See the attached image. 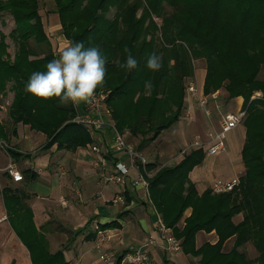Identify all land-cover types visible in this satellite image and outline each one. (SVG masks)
<instances>
[{"label":"trees","instance_id":"obj_1","mask_svg":"<svg viewBox=\"0 0 264 264\" xmlns=\"http://www.w3.org/2000/svg\"><path fill=\"white\" fill-rule=\"evenodd\" d=\"M54 2L70 42L100 48L107 73L105 83L96 91L108 92L106 104L112 119L119 131L139 139L135 144L138 151L181 119L186 83L195 75L193 59L206 61V95L224 88L228 99L244 97L241 155L245 172L239 186L219 194L207 188L200 194L190 172L203 162L206 152L194 148L173 164L150 161L147 167L154 173L149 189L164 222L181 240L183 251L202 256L199 264H264V79L259 78L264 65V0ZM167 4L173 12L166 13ZM2 11L16 21L9 34L18 41L13 57L7 35L0 30V94L6 93L12 81L15 96L9 114L14 124L23 123L43 132L46 148L57 143L58 147L74 149L94 142L87 129L73 120L78 114L73 103L61 104L55 97L44 100L25 91L31 73L46 71L47 63L57 58L40 14V0H0ZM155 17L162 19L161 26ZM125 48L138 61L133 70L119 67L126 60ZM153 52L162 57L159 71L146 67ZM148 81L153 85L150 95H146ZM255 91H261L262 96L253 98ZM8 134L0 120V142L6 141ZM5 149L13 159L22 155L9 145ZM4 197L12 217L24 214L28 218L13 227L30 249L33 264H70L63 249L54 253L49 250L48 240L39 233L24 203L27 195L5 188ZM190 207L192 212L180 229L179 221ZM240 213L244 217L236 222L234 218ZM201 230L215 231L217 242L207 241L197 247L196 235ZM233 236L234 245L226 250L225 243ZM248 241L258 252L254 258L239 250Z\"/></svg>","mask_w":264,"mask_h":264},{"label":"crops","instance_id":"obj_2","mask_svg":"<svg viewBox=\"0 0 264 264\" xmlns=\"http://www.w3.org/2000/svg\"><path fill=\"white\" fill-rule=\"evenodd\" d=\"M54 8L55 2L52 3L50 12L42 13L40 6V14L58 58L60 49L70 40L65 35L60 16ZM203 73V76L199 74L196 82L200 93L206 95L203 91L206 71ZM219 92L220 99L206 95L209 96L208 107L212 109L210 117H207L199 107L196 99L186 100L184 111L191 109L196 121L198 115L202 114L205 121L202 118L201 120L204 124L210 125L206 133L198 132L194 138L197 135H201L203 139L207 138L209 131L220 128L221 120L219 121L218 117L222 118V114L243 109V96L228 99L225 89ZM260 94L261 91H255L252 97H259ZM74 105L78 113L83 111L84 103ZM0 120L9 132L6 142L22 155L13 159L6 149L3 150L12 158L11 163L24 175L22 181H14L9 173H0V264H33L30 249L19 236V231L14 228L15 225L21 226L28 218L24 214L12 217L4 200L5 188L27 195L24 203L33 215L39 233L48 240L49 250L54 253L63 249L70 264H102L99 259L100 250L97 247L100 238H104L102 251L114 253L117 257L144 246L150 255L149 264H199L201 255L187 254L183 250L172 253L164 250L162 235L155 226L156 213L159 211L153 202L150 189L147 192L143 188H136L129 181L125 187L102 182L97 164L101 156L91 150L90 144L93 142L74 149L58 147L57 143L46 148L47 137L43 132L19 123L15 125L17 131L14 133V129L11 128L14 122L11 116L6 118L3 111H0ZM186 130L187 126L183 127V136ZM92 137L94 141L96 139L102 142L101 137L95 138L93 135ZM104 138V145H109L111 143L109 135H104ZM244 141L240 142L239 151L242 150ZM237 147L234 140H227V149L218 154L209 155L204 149L205 159L190 172V179L200 194L210 188L217 179H232L245 172L242 155L239 159ZM222 154H225V157ZM216 155H222L223 159L217 160ZM181 159L182 156L177 161ZM118 160L130 163L125 153L112 151L108 157V168L112 170V166ZM9 163L0 162V167H5ZM27 169L30 171L23 172ZM231 170L232 172H229ZM136 175L137 170L132 169L129 180ZM119 189L124 190V195L127 189L125 203L113 202ZM191 212V207L185 211L178 224L180 229L183 228L184 219ZM243 217V213H240L234 220L239 222ZM169 228L175 235L173 228ZM151 238L156 239L157 243L148 244ZM217 240L215 231L201 230L196 235L197 247L207 241L216 243ZM234 242V236L229 238L225 243V249L232 248ZM239 250L251 258L258 254L252 241L239 246Z\"/></svg>","mask_w":264,"mask_h":264},{"label":"built area","instance_id":"obj_3","mask_svg":"<svg viewBox=\"0 0 264 264\" xmlns=\"http://www.w3.org/2000/svg\"><path fill=\"white\" fill-rule=\"evenodd\" d=\"M219 90L213 92L210 97L218 99ZM108 92H95L94 100L91 103H84L83 111L78 113L73 119L75 122L83 125L95 138L101 137L102 142L96 139L90 144L91 150L99 154L101 159L98 164L101 180L104 184H113L118 187H125L129 183L136 188H143L148 192L150 182L149 178L153 175L154 171L149 170L147 165L150 162L147 157L135 148V145L130 143L125 134L118 130L114 119L110 115V110L107 107L106 99ZM194 98L198 101L199 106L203 109L207 117L212 114V109L208 107L209 96L202 95L197 82L192 78L186 83V100ZM219 107V104L216 105ZM186 117L193 118L194 113L191 109L185 111ZM246 114L245 109L238 111H230L222 114L220 128L208 132V138L197 135L190 144L183 148L182 153L188 152L194 148H204L209 155L218 154L227 149V137L229 133L237 129L243 122ZM108 134L111 143L104 145V135ZM113 143V144H112ZM0 146L5 149L6 143L0 142ZM112 151L125 153L130 163L126 164L122 160H118L112 166V170L108 168V155ZM132 169L137 170V175L129 180V175ZM7 172L11 175L14 181H22L23 174L13 163H9L5 167H0V173ZM241 183V175L232 179H217L215 180L210 189L213 193L219 194L230 192L234 190ZM122 189V188H121ZM124 189V188H123ZM148 196V195H147ZM149 197V196H148ZM124 190H120L113 198L114 203H125ZM157 220L155 226L159 230L163 239V248L166 252L182 251V243L171 231L169 226L166 225L160 212L156 213ZM1 220V219H0ZM104 238H100L97 242V247L100 250L99 259L102 264H149L150 255L144 246L139 249L127 252L122 257H117L114 253L102 251V243ZM157 240L154 238L149 239L148 244H156Z\"/></svg>","mask_w":264,"mask_h":264},{"label":"clouds","instance_id":"obj_4","mask_svg":"<svg viewBox=\"0 0 264 264\" xmlns=\"http://www.w3.org/2000/svg\"><path fill=\"white\" fill-rule=\"evenodd\" d=\"M125 62L119 64L122 69L133 70L138 61L128 48L124 49ZM146 67L152 71L162 68V57L155 52L147 59ZM106 59L98 46L85 47L83 42L66 43L60 49L59 56L49 61L46 71L31 73L25 91L33 96L48 100L58 98L61 104L91 103L98 87L105 83ZM146 95L151 94V81L146 82Z\"/></svg>","mask_w":264,"mask_h":264},{"label":"rangeland","instance_id":"obj_5","mask_svg":"<svg viewBox=\"0 0 264 264\" xmlns=\"http://www.w3.org/2000/svg\"><path fill=\"white\" fill-rule=\"evenodd\" d=\"M54 0H40V6L42 13L50 12V8L52 7V3ZM166 13L173 12V7L170 5H166L165 9ZM155 20L158 22V25L161 26L162 19L155 17ZM16 27V21L15 18L9 13V12H0V30L4 32L6 37V42L9 44L8 51L11 53L12 57L18 50V41H16L14 38L9 36L11 31ZM32 46L36 48L35 42H32ZM52 50L54 51L53 47ZM55 53V51H54ZM37 56H32L31 58H36ZM195 64V75L193 80L196 81V78L199 77V74L203 76V72L206 70V61L204 59H193ZM206 76V75H205ZM259 78L264 79V65L261 68ZM12 81H10L7 85V90L5 91V94H0V104L2 106V110L5 114L6 118H9V109L10 106L14 100L15 91L12 88ZM224 89V88H223ZM99 92V91H97ZM101 92V91H100ZM107 93V92H105ZM255 94V93H254ZM262 96V94H260ZM259 96V97H260ZM258 97V96H257ZM221 98V95L218 99ZM200 107V106H199ZM201 108V107H200ZM198 120L196 121V118L191 119L190 117H186L185 111L179 120V122H176L173 124L169 129L164 130L163 133L160 135V137L150 143L143 151L142 153L147 157L149 161H158L160 164H173L177 160H179L182 156V150L184 147H186L187 144H190L191 141L194 139V136L196 133H206L207 130L210 128V125L204 124V122L201 120L203 119V115H198ZM218 120H222V118L218 117ZM204 120V119H203ZM219 120V121H220ZM205 121V120H204ZM116 122V121H115ZM217 124V123H216ZM11 126V124H10ZM187 126V133L185 131L183 136V127L185 128ZM15 124L13 123L11 128L14 129ZM189 127L192 129L190 130ZM207 129H206V128ZM127 140L132 143L133 145L137 144L139 139L130 136L129 133H124ZM230 136L228 135L227 140H234L236 142L237 152L239 159L241 158V150L239 151L240 142L242 140H245V126L242 123L237 129L231 131ZM208 138V133H207ZM6 145L8 143L4 141ZM1 147V146H0ZM4 148L1 147L0 150V162L7 163L12 162V158L3 150ZM225 157V154H222ZM222 155H216V159H223ZM227 160V158H226ZM228 161V160H227ZM229 172H232L229 171Z\"/></svg>","mask_w":264,"mask_h":264}]
</instances>
